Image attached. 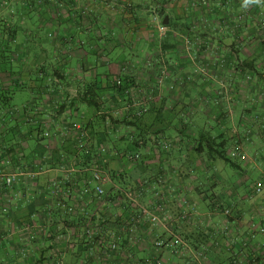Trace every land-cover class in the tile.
Listing matches in <instances>:
<instances>
[{
  "label": "crops",
  "instance_id": "crops-1",
  "mask_svg": "<svg viewBox=\"0 0 264 264\" xmlns=\"http://www.w3.org/2000/svg\"><path fill=\"white\" fill-rule=\"evenodd\" d=\"M154 17L170 22L162 38ZM158 65L169 70L161 84ZM116 77L143 89L144 114L125 109ZM263 79L264 2L0 0V172L20 174L0 179V264H138L151 253L185 264L156 247L170 235L204 247L207 264H264V231L247 237L264 229V196L234 193L216 154L193 151L204 133L264 161ZM94 167L109 176L101 196ZM259 180L264 195V169ZM207 222L215 240L196 233Z\"/></svg>",
  "mask_w": 264,
  "mask_h": 264
},
{
  "label": "trees",
  "instance_id": "trees-1",
  "mask_svg": "<svg viewBox=\"0 0 264 264\" xmlns=\"http://www.w3.org/2000/svg\"><path fill=\"white\" fill-rule=\"evenodd\" d=\"M54 23H57V24L60 23L61 24V22L58 19L54 20ZM169 25H170V22H168L166 26H169ZM162 66H164V65H162ZM156 69L157 70L159 69V65L155 68V72L157 73V75H159L158 71ZM124 70H126V65H120V71L122 72ZM167 71H168V76H169L168 68H167ZM117 80L120 82L119 85L116 84ZM261 87L264 91V79L261 82ZM113 88L115 89L114 91L116 92L115 93L116 96L117 95L120 96L122 103H124V105H125V109L131 110V105L134 102V100L132 98V94H135V93L134 92L126 93V91H128L130 88H136V86H131V85L127 84L124 77H116L114 82H113ZM261 101L264 103V96H263ZM256 103H259V101H256ZM94 104H96V103H94ZM127 106H129V107H127ZM140 109H141V106H139V108H137V110H140ZM141 115L142 114H140L139 116H141ZM135 116H137V115H135ZM228 145L229 144H228L227 139H223L217 143V142H215V139H213L208 134L201 133L199 135V137L193 142V151L196 154H199V155L204 154L206 156H210L211 154H216L215 156L218 160H221V162H223L225 165L230 166V168L234 169V171L240 172L239 175L240 174L243 175V177L246 179L247 175L245 174V168L242 167L240 162L233 161V157H235L236 155L239 156L240 158L242 157V155L240 154L241 153L240 148L237 146H234V148L232 150H230V151H232V153H229L227 150ZM244 181H243V185H244ZM261 191H262V183L259 180L256 182V186H255L254 190L250 191V194L248 193L247 196L250 199L253 198L251 201H255V199H254L253 195H251V193L257 194V193H261ZM215 206H216V209H218V211L226 219H228L229 222H234L237 220L236 215L238 212L234 211L233 205L230 204V202H229V204H227L224 201H218L217 204H215ZM190 214L191 215L188 216L189 221L190 220L192 221L193 219L198 218L197 204L195 202H192V204H191ZM182 218L185 220L184 215H182ZM197 226H198V224H197ZM198 228L199 229H197L196 233L200 232V233L204 234L205 238L208 237L212 240H215L216 236H218L217 234L219 233L218 231L211 228L208 222L205 223V225H203V226H199ZM256 231L255 230H254V232L252 231V233H250L247 236L248 239H252L256 233L262 234L264 229L262 227H259V228H257ZM173 236H178V235H170L169 238L162 239V240L158 241L156 243V245H157L156 247L164 248L167 251H169L172 255H175L178 257H183L184 262H186L185 264H207V262H203V258L205 257L204 247L197 245V243H192V245H189L179 236L178 237L181 239L182 243L178 244V245H170L169 241L172 240ZM206 241H207V239H206ZM118 242H119L118 239H114L112 241V243L108 247L105 248V250L107 252L109 251L112 255L118 254V252H117L119 249ZM236 253H238V252H236ZM138 264H164V262H162L157 257H154L151 253V255L149 257H146V258L140 260L138 262ZM229 264H231V263H229Z\"/></svg>",
  "mask_w": 264,
  "mask_h": 264
},
{
  "label": "built area",
  "instance_id": "built-area-1",
  "mask_svg": "<svg viewBox=\"0 0 264 264\" xmlns=\"http://www.w3.org/2000/svg\"><path fill=\"white\" fill-rule=\"evenodd\" d=\"M153 22L157 26V32H158V36L160 38L165 32V26L156 17L153 18ZM157 71L159 74L157 76V81L159 84H161L162 81L168 76V71H167V68L165 66H161V67L159 66V69ZM116 84L119 85L120 82L117 80ZM128 92H130V93L134 92L135 93V94H132V98H133L134 102L132 103L131 106H134V107L141 106V109L137 110L135 112V115L139 116L140 114L145 113L147 108L144 106L143 100H140L141 97H143V95H144L143 89L138 88V87L130 88L128 91H126V93H128ZM127 107H129V106H127ZM160 143L162 144V146L164 148H167L168 143H166V141L162 140ZM78 146L80 149H83V145H82L81 141H79ZM85 152L88 153L89 152L88 149H85ZM138 157L139 156L137 154L127 156L128 159H136ZM19 175L20 174L18 172H13V173H9V174H4V173L0 172V179H2L6 184L10 185L17 180ZM91 179L95 183V186H94L95 194L99 195V196L103 195L104 194L103 184L105 182L109 181V176L105 172H103L100 168L94 167V168H92ZM151 222L152 223L157 222V218L151 216ZM181 243H182V241L178 236H173L172 240L169 241L170 245H178Z\"/></svg>",
  "mask_w": 264,
  "mask_h": 264
},
{
  "label": "rangeland",
  "instance_id": "rangeland-1",
  "mask_svg": "<svg viewBox=\"0 0 264 264\" xmlns=\"http://www.w3.org/2000/svg\"><path fill=\"white\" fill-rule=\"evenodd\" d=\"M17 68L18 67L16 65H14V69L17 70ZM18 95L21 96V97L22 96L24 97L26 95V93L25 92H20V93L17 94V96ZM256 96H257V93H252L250 96H248V104L254 105L255 104L254 99L256 98ZM255 149L256 148H253L252 150H249V152H248L249 157L252 156L254 158V156L256 155V152H257V149H256V151H255ZM258 150H259V153H262L264 151L263 145ZM229 153H232V151H229ZM262 154H264V153H262ZM258 158L259 157H257V161H241L240 160L241 158L239 156L236 155L235 157H233V161L240 162V164L244 168L248 167L247 165L249 163H251L252 171L247 174L246 179L243 177V175H241V174L239 175L240 172L233 171L232 168H230V166L223 164L224 165L223 168L228 170V172H231L230 173L231 174L230 178L231 177L233 178L234 185H236V183H235L236 180L237 179L239 180V187H237V188L234 187V193L238 194V193L242 192V194H248V193L250 194V191L254 190V188L256 186L257 179L261 177L262 170L264 169V161H259ZM224 174L227 175L229 173H226V171H225ZM243 181H244V185H243ZM229 191H232V190H229ZM251 195H253L255 200L261 199L264 196L263 193H257V194H252L251 193ZM203 262H204V260H203Z\"/></svg>",
  "mask_w": 264,
  "mask_h": 264
},
{
  "label": "clouds",
  "instance_id": "clouds-1",
  "mask_svg": "<svg viewBox=\"0 0 264 264\" xmlns=\"http://www.w3.org/2000/svg\"><path fill=\"white\" fill-rule=\"evenodd\" d=\"M264 0H244V5L248 6L250 4H261Z\"/></svg>",
  "mask_w": 264,
  "mask_h": 264
},
{
  "label": "water",
  "instance_id": "water-1",
  "mask_svg": "<svg viewBox=\"0 0 264 264\" xmlns=\"http://www.w3.org/2000/svg\"><path fill=\"white\" fill-rule=\"evenodd\" d=\"M166 23H167V21H166V20H164V21H163V24L165 25Z\"/></svg>",
  "mask_w": 264,
  "mask_h": 264
}]
</instances>
